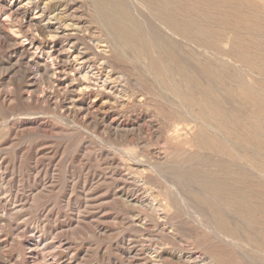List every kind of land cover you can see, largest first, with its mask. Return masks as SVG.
Listing matches in <instances>:
<instances>
[{"label":"rangeland","instance_id":"obj_1","mask_svg":"<svg viewBox=\"0 0 264 264\" xmlns=\"http://www.w3.org/2000/svg\"><path fill=\"white\" fill-rule=\"evenodd\" d=\"M65 1L70 11L91 23L90 0ZM4 20L0 12V264H210L214 254L223 256L224 264H264L258 251L232 250L209 238L211 225L197 219L195 203L170 206L172 202L156 187L146 185L149 180L182 190L168 162H175L182 151L199 150L172 128L170 107L152 99L151 86L138 66L113 60L103 69V75L119 84V93L107 102L94 80H90L94 94L81 87L76 71L45 74L41 68L46 59L53 64L55 58L40 52L34 57L33 50L10 43L7 35L26 42ZM259 57L252 61L255 66L245 57H232L227 73L244 72V79L250 78L247 84L264 89L263 73L257 69L264 65V56ZM183 58L196 68L204 85L212 73L207 61L213 64V74H227L213 59H202L200 66L188 52ZM54 80L64 84L55 86ZM223 89L228 93L224 108L249 120L250 125L239 128V139L246 142L253 129L264 126V111L236 83Z\"/></svg>","mask_w":264,"mask_h":264},{"label":"bare ground","instance_id":"obj_2","mask_svg":"<svg viewBox=\"0 0 264 264\" xmlns=\"http://www.w3.org/2000/svg\"><path fill=\"white\" fill-rule=\"evenodd\" d=\"M5 1L0 0L4 22L26 43L6 37L25 51L33 50L34 57L39 52L54 57L53 64L47 59L43 62L41 69L47 75L58 70L76 71L81 77V87L94 94L90 81L94 80L103 98L111 102L119 93V84L107 73L103 75V69L111 67L113 60L138 66L140 76L151 86L147 94L170 107L172 128L182 141L195 143L199 150L191 154L182 151L175 162H168L185 190L154 185L149 180L145 181L146 185L156 187L158 194L172 202L170 206L176 202L183 205L188 200L195 203L199 211L197 219L211 225L210 232L207 231L215 242L232 250L252 249L264 255V145L261 143H264V126L253 129L247 141L241 142L239 128L250 125L249 120L235 116L233 110L223 106L227 99L223 87L236 83L249 91L256 106L264 111V89L247 84L250 78L245 80L244 72L240 74L235 63L239 73H227L233 65L232 57H245L253 64L254 58L264 56V0H90L93 7L90 24L79 12L70 11L69 1L9 0L8 6ZM72 19L76 23H69ZM74 30L82 35L72 34ZM59 39L65 43L58 45ZM187 52L200 66L204 65V58L215 60L227 74H213V64L207 61L205 65L212 73L204 85L196 68L183 58ZM241 65L238 64L239 68ZM258 66L264 79V65ZM54 81L58 87L64 84L61 80ZM72 83L74 87L75 81ZM157 258L162 259V255L158 254ZM221 258L214 254L210 264H224Z\"/></svg>","mask_w":264,"mask_h":264}]
</instances>
